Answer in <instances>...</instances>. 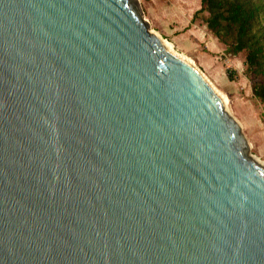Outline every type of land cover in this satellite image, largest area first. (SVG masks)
Returning <instances> with one entry per match:
<instances>
[{
  "label": "water",
  "instance_id": "obj_1",
  "mask_svg": "<svg viewBox=\"0 0 264 264\" xmlns=\"http://www.w3.org/2000/svg\"><path fill=\"white\" fill-rule=\"evenodd\" d=\"M0 264H264V163L139 0H0Z\"/></svg>",
  "mask_w": 264,
  "mask_h": 264
},
{
  "label": "rangeland",
  "instance_id": "obj_2",
  "mask_svg": "<svg viewBox=\"0 0 264 264\" xmlns=\"http://www.w3.org/2000/svg\"><path fill=\"white\" fill-rule=\"evenodd\" d=\"M148 28L172 49L198 66L224 97L228 110L239 120L251 154L264 163V101L252 89V76L244 62L245 51H233L231 39L212 51L206 5L201 0H139ZM193 18V19H192ZM264 24V18L262 19ZM214 33V32H213Z\"/></svg>",
  "mask_w": 264,
  "mask_h": 264
},
{
  "label": "trees",
  "instance_id": "obj_3",
  "mask_svg": "<svg viewBox=\"0 0 264 264\" xmlns=\"http://www.w3.org/2000/svg\"><path fill=\"white\" fill-rule=\"evenodd\" d=\"M201 4L209 11L206 23L211 35L220 44L231 39L235 52L245 51L253 92L264 101V0H201Z\"/></svg>",
  "mask_w": 264,
  "mask_h": 264
},
{
  "label": "crops",
  "instance_id": "obj_4",
  "mask_svg": "<svg viewBox=\"0 0 264 264\" xmlns=\"http://www.w3.org/2000/svg\"><path fill=\"white\" fill-rule=\"evenodd\" d=\"M208 40L212 41V51L221 50L222 48L221 44L218 42V40L213 35H211V39H208Z\"/></svg>",
  "mask_w": 264,
  "mask_h": 264
},
{
  "label": "bare ground",
  "instance_id": "obj_5",
  "mask_svg": "<svg viewBox=\"0 0 264 264\" xmlns=\"http://www.w3.org/2000/svg\"><path fill=\"white\" fill-rule=\"evenodd\" d=\"M159 36V35H158ZM162 39V38H161ZM162 42L164 43V45L168 48V49H170L171 51H173V52H175L173 49H172V47H171V45L168 43V42H166L165 40H163L162 39ZM176 53V52H175ZM189 62V61H188ZM221 95V94H220ZM222 96V95H221ZM222 98H223V101H224V104H225V99H224V97L222 96ZM226 106V105H225ZM227 108V107H226ZM253 156V155H252Z\"/></svg>",
  "mask_w": 264,
  "mask_h": 264
}]
</instances>
